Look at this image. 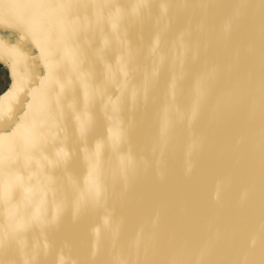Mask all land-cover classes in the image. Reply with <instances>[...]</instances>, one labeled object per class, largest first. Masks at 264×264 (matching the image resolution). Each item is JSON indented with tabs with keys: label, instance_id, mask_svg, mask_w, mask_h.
<instances>
[{
	"label": "bare ground",
	"instance_id": "6f19581e",
	"mask_svg": "<svg viewBox=\"0 0 264 264\" xmlns=\"http://www.w3.org/2000/svg\"><path fill=\"white\" fill-rule=\"evenodd\" d=\"M34 16L59 74L26 141L0 133V264H264V0Z\"/></svg>",
	"mask_w": 264,
	"mask_h": 264
},
{
	"label": "water",
	"instance_id": "95a60500",
	"mask_svg": "<svg viewBox=\"0 0 264 264\" xmlns=\"http://www.w3.org/2000/svg\"><path fill=\"white\" fill-rule=\"evenodd\" d=\"M47 8L48 0H20L17 4L13 0H0V29L6 32L0 41V57L10 59L15 75L14 86L6 100L11 95L8 101L16 97L15 102L22 95V100H17L10 111L5 110L12 101L9 104L5 101L0 110V133L11 134L7 140L11 145L26 141L24 138L30 126L39 120L41 103L51 99L56 91L59 73L55 72L46 57V43L51 34L39 25L34 16L37 12H46ZM18 63L22 64L24 74L27 73V66L31 69V78L27 83L19 82Z\"/></svg>",
	"mask_w": 264,
	"mask_h": 264
},
{
	"label": "crops",
	"instance_id": "0c3cea01",
	"mask_svg": "<svg viewBox=\"0 0 264 264\" xmlns=\"http://www.w3.org/2000/svg\"><path fill=\"white\" fill-rule=\"evenodd\" d=\"M12 71L10 62L0 61V106L5 102V98L14 86L15 75Z\"/></svg>",
	"mask_w": 264,
	"mask_h": 264
},
{
	"label": "rangeland",
	"instance_id": "374dc122",
	"mask_svg": "<svg viewBox=\"0 0 264 264\" xmlns=\"http://www.w3.org/2000/svg\"><path fill=\"white\" fill-rule=\"evenodd\" d=\"M10 60V59H9ZM8 59H3L2 57H0V61H3V62H9ZM13 72V71H12Z\"/></svg>",
	"mask_w": 264,
	"mask_h": 264
}]
</instances>
